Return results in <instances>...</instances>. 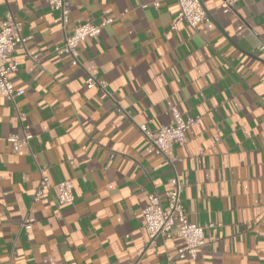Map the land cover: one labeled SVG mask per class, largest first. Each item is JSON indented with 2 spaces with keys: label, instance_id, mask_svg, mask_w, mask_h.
<instances>
[{
  "label": "crops",
  "instance_id": "crops-1",
  "mask_svg": "<svg viewBox=\"0 0 264 264\" xmlns=\"http://www.w3.org/2000/svg\"><path fill=\"white\" fill-rule=\"evenodd\" d=\"M201 1L209 21L192 28L177 0H69L63 29L44 0H0V27L10 13L26 39L9 58L24 93L0 95V264H264V0ZM107 19L72 65L65 35ZM88 71L111 97L84 85ZM172 107L199 122L167 160L134 121L157 130ZM10 133L31 137L12 153ZM64 180L74 199L60 204ZM176 185L214 238L195 259L177 257L179 238L148 245L146 195L165 206Z\"/></svg>",
  "mask_w": 264,
  "mask_h": 264
},
{
  "label": "built area",
  "instance_id": "built-area-1",
  "mask_svg": "<svg viewBox=\"0 0 264 264\" xmlns=\"http://www.w3.org/2000/svg\"><path fill=\"white\" fill-rule=\"evenodd\" d=\"M44 1L51 9L60 13L62 27L65 29L70 7L69 0ZM177 5V22L184 21L190 27L195 28L200 23L209 21L199 0H177ZM229 5V0L223 2L224 11L228 10ZM154 6L157 7L158 3H154ZM6 17L7 23L0 27V95L14 100L15 97L22 95L24 90H16L14 84L9 79V75L18 70L17 63L10 61L9 58L16 48L24 46L26 39L22 35L21 23L10 13H6ZM110 22L111 19H107L100 24L84 23L76 25L70 33L65 35L61 48L70 57L72 65H82L77 50L79 43L85 41L87 38L99 35L102 27ZM84 85L88 89L95 88L110 96L106 90L105 81L99 79L90 71L87 72ZM119 111L123 117H130L129 113L120 106V103ZM170 111V123L157 130H150L145 123H138L133 120L146 139L154 146L155 152L163 155L167 160H169L168 152L170 147L184 142L186 140L185 132L199 122V117L183 118L182 114L175 107H172ZM18 117L21 120L23 114H19ZM30 137L29 134L25 133L23 135L10 133L7 136V141L10 143L11 152L16 153L20 145H27ZM172 181L176 183L177 180L175 178ZM41 186H50L47 177H41L39 187ZM56 188L57 200L60 204L73 201V185L70 180L56 183ZM39 195L40 189H37L33 200L37 201ZM146 197L147 202L141 214L148 233L149 246L154 245L159 238H179L181 240V246L178 248L177 257L179 259L186 257L195 259L197 250L206 243L214 240L213 237L207 238L205 236V226L187 220L186 211L180 201V188L178 185L164 194L165 206L162 205L159 195L155 193H148ZM33 221V217H27L21 223V227L30 229ZM3 264H11V262L8 261Z\"/></svg>",
  "mask_w": 264,
  "mask_h": 264
},
{
  "label": "water",
  "instance_id": "water-1",
  "mask_svg": "<svg viewBox=\"0 0 264 264\" xmlns=\"http://www.w3.org/2000/svg\"><path fill=\"white\" fill-rule=\"evenodd\" d=\"M199 2H200V4H201V6H202L203 10H205V8H204V6H203V4H202V1H201V0H199ZM206 15H207V13H206Z\"/></svg>",
  "mask_w": 264,
  "mask_h": 264
}]
</instances>
